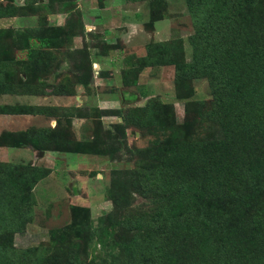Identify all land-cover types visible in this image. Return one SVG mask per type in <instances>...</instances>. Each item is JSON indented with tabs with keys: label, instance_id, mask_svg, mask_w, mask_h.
Instances as JSON below:
<instances>
[{
	"label": "trees",
	"instance_id": "obj_1",
	"mask_svg": "<svg viewBox=\"0 0 264 264\" xmlns=\"http://www.w3.org/2000/svg\"><path fill=\"white\" fill-rule=\"evenodd\" d=\"M52 1L0 0V17L36 15L31 26L0 27V94L75 95L78 85L90 93L94 73L88 45L70 51L72 38L84 31L80 12L74 0H60V10L75 16L56 26L48 19ZM126 1L148 3L150 31L165 17L163 0ZM184 1L193 25L190 60L173 47L176 39L150 41L143 55L123 58L119 78L124 87L136 86L143 69L172 65L177 94L184 98L192 93L187 81L206 79L211 94L206 135L200 136L194 127L201 123L188 111L177 123L172 106L158 97L111 109L0 104V113L40 114L56 121L53 127L2 131L0 146L105 156L101 129L112 139L116 131L124 140L133 128L153 136L136 150L133 168L113 170L110 197L122 215L92 232L93 256H101L102 248L111 251L102 264H264V0ZM97 48L104 54L124 44L118 39ZM68 61L66 73L59 74L55 67ZM103 116L116 120L104 128ZM74 117L92 119L87 138L75 137ZM50 172L51 167L0 160V264L89 263L72 251L51 255L61 244L60 233L45 247L14 244V235L32 222L31 192ZM135 194L152 203L145 215L126 213ZM80 237L79 242L90 240Z\"/></svg>",
	"mask_w": 264,
	"mask_h": 264
},
{
	"label": "rangeland",
	"instance_id": "obj_2",
	"mask_svg": "<svg viewBox=\"0 0 264 264\" xmlns=\"http://www.w3.org/2000/svg\"><path fill=\"white\" fill-rule=\"evenodd\" d=\"M105 2H107L105 13L114 16L112 21H107L109 26H114L110 28V37L116 39V37H122L123 34L128 36L127 45L125 44L124 50H122L124 55L130 53L137 56L143 55L145 45L150 41L176 39L173 47L181 48L185 60H190L189 35L193 32V25L184 0H163L165 6L162 7V10L165 17L155 22L152 31L145 26L149 8L146 1L106 0ZM85 7L88 16L95 18L94 22L96 25L98 24L95 30L100 31L101 34L105 26L102 25V19L104 18L105 21L106 16L103 18L95 16L98 15L96 0H87ZM2 20L9 21L4 22ZM35 21V17H19L14 21L0 19V25L24 27L31 26ZM97 38L92 37V40H89L90 44L96 48L95 40ZM80 42V39L72 42L70 51L82 47L83 44L81 45ZM86 44L89 46L88 42ZM26 56L29 59V56ZM119 57H121V53L116 52L108 58L92 55L93 60L99 59L101 62L102 69L98 68L97 70H109L110 76L106 77L105 82L98 81V78L93 77L89 85L90 93L87 96L79 87L75 96L47 95L48 97L33 98L32 101L41 105L72 106L83 104L85 107L98 106L102 109H111L143 105L147 97H158L161 102L172 106L177 123L184 121L185 113L188 111L187 114L192 120L195 118L198 123H201L200 127H194L200 132V136L206 135L203 127L207 123L211 100L206 79L197 78L187 81L185 88L191 87L192 93L187 98L180 97L177 94L174 67L167 65L143 69L138 76V85L124 87L119 80V70L122 66V61L116 60ZM63 64L64 66L55 67L59 74L66 73L65 71L68 70V67L65 66L69 64V61ZM49 81H53L52 77ZM101 119L104 128H108L116 120V117L103 116ZM37 123L38 125H47L48 121L45 117L38 116ZM83 124L84 126H82ZM72 126L75 137L85 139L89 135L92 119L74 117L72 118ZM85 127L87 132H85ZM100 133L102 137L99 146L106 149L105 156L52 151L37 161V165L51 167V172L39 181L31 192L32 222L27 224L23 234L14 235L16 247L25 248L37 245L45 247L52 237L56 239L60 233L61 244L56 245L54 250H50L53 251L51 255L60 250L72 251L78 254L83 262L90 263L93 261V264H102L110 259L111 251L106 248L99 251L101 256H96V258L93 256L91 238H94L92 232L100 223L103 224L108 218L111 220L122 215V209L117 210L110 197L113 170L133 168L138 157L136 150L146 147L153 136L138 128L127 129L124 140L118 136L116 131L115 139L106 138L102 129ZM132 196L131 203L124 207H128L126 211L128 215H145L151 210L152 203L149 198L136 194ZM52 229L56 231L53 236L51 234ZM81 233L90 237L87 238L90 240L79 242V239L82 238L80 237Z\"/></svg>",
	"mask_w": 264,
	"mask_h": 264
},
{
	"label": "crops",
	"instance_id": "obj_3",
	"mask_svg": "<svg viewBox=\"0 0 264 264\" xmlns=\"http://www.w3.org/2000/svg\"><path fill=\"white\" fill-rule=\"evenodd\" d=\"M44 1L46 2L47 0H40V2H44ZM63 1H66V0H63ZM14 2L16 4H22L23 0H14ZM86 2H87V0H74V3L76 5L75 8L77 10H79L80 15H81L82 23L84 25V31L82 34L74 36L72 38V42L74 43L75 40L80 39L81 45L84 43L86 44L87 42L89 43L88 50L90 52L89 57L92 61V65H93V73H94L93 77L98 78L99 79L98 81L105 82V80H107L106 77L110 76V72H109V70L98 71L97 69L101 68V62L99 59L93 60L92 55L94 54V55H97L101 58H104V57L108 58L111 55H114V52L121 53V57L117 58L116 60H118V62L122 61L121 62V64H122L121 68H122L124 65L123 64V58L126 56L122 52V50H124V48L109 50V52L102 54V53H100L99 48L97 49L94 45L90 44L89 40H92V37H95V38L98 37L95 40V44L98 45V44H101L103 42H105L107 44L115 43L119 39L123 42L124 47H125V44L127 43V37L128 36L123 34V35H121L122 37H116V39H112L110 37V32H109L110 28H112L114 26H109L107 21H112L114 16L105 13V11L107 10V8H106L107 2H104L103 7H99L97 5V0H96V5L98 8V15H95V16H98V17L101 16V18H103V16H106V18H105V21L103 20L104 18L102 19V21H103L102 25H105L103 27L104 31L101 34H100V31H96L95 28L98 24L96 25V23L94 22L95 18L88 16V13L85 12ZM61 6H62V4H61L60 0H55V1H52L50 3V7H49L50 13L48 14V19H49V21H51V24H54L56 26L63 25L65 23L66 19L70 18L71 15L75 16V14L73 15L72 13L61 11L60 10ZM28 17H35L36 18V15H30ZM16 18H19V17L18 16L0 17V19H11L12 21H14ZM2 21H4V20H2ZM6 21H9V20H5L4 22H6ZM0 27H5V26H3V24H2V25H0ZM125 34H126V32H125ZM129 34H130V32H129ZM79 48H81V47H78V49ZM113 60L116 61L115 59H113ZM101 72H103L104 74H100ZM119 80H120V78H119ZM79 87L82 88L83 92L85 93L84 94L85 96H87V94H89V93L85 92L84 87L82 85H78L76 87V91H77V88H79ZM50 88H51V86L48 87L49 90H50ZM133 94H135V93H133ZM56 96H62L63 97V96H75V95H56ZM135 96H137V94H135ZM38 97H39L38 95H23V94H17V93H1L0 94V104L14 105L16 103H20V104L39 105V103L37 104V103L32 101L33 98L37 99ZM43 97H48V96L44 95ZM77 98H79V97H77ZM77 106H79V105H77ZM99 108H101V107H99ZM38 116L45 117L44 115H40V114L0 113V133L2 131L18 132V131L25 130L26 128H29L32 126H34V127L47 126V125H50L51 127L55 126V124H56L55 119L54 118H47V117H45V119L48 121L47 125H38V123H37V117ZM82 126H84V124ZM74 128H75V126H74ZM85 132H87L86 127H85ZM50 152H52V151L37 150V149L30 148V147H22V146H11V145L10 146H0V160L3 162H11V163H18V164L19 163H30V164L37 165V161L40 158L45 157ZM16 234L17 235L23 234V232L22 233H16ZM14 240H15V237H14Z\"/></svg>",
	"mask_w": 264,
	"mask_h": 264
}]
</instances>
